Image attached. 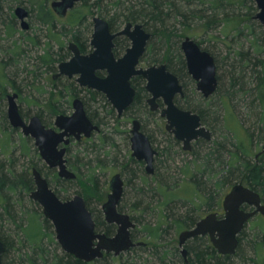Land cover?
<instances>
[{
    "label": "trees",
    "instance_id": "obj_1",
    "mask_svg": "<svg viewBox=\"0 0 264 264\" xmlns=\"http://www.w3.org/2000/svg\"><path fill=\"white\" fill-rule=\"evenodd\" d=\"M105 1L106 0H81L80 6H82L85 11L75 8L67 18V22L58 25V21L52 16L44 0H0V25L3 27L2 29L5 37L10 38L14 36L16 32V18L13 11L16 7L20 6L29 11L30 17H33L38 27L45 30V47L42 53L36 55L34 58L35 62L32 64L34 68H32L30 72L33 73V76H37L35 74L38 73L40 67H44L47 71L54 70L56 64H59L63 60L67 54L64 48V38L69 37L70 40L76 42L80 46L84 45V36L80 32V28L86 22L87 16L98 15L106 19L109 22L111 30L117 28L121 22H130L133 24L141 23L144 28L151 33V39L157 37L161 41L164 42V40H166L167 42L168 40L170 41L173 33L170 30L171 21L173 22L172 27H175V23L181 25L187 24V26H189L191 21L197 20L204 28L203 30L207 32L211 30L213 26L221 27L220 24L222 21H229L232 19L229 18L226 13V11H229L228 8H235V10L232 9L231 11L238 14L235 17H248L249 19V8L251 7L246 5L245 1L248 0H111L110 4H112V8H108V3L105 4ZM249 2H253V0H249ZM113 7L115 11L110 15V11ZM243 9L245 10L244 12ZM253 30L254 28L252 25L246 24L244 29L241 28L238 31L239 36H243L249 41V47L247 50L240 49L232 52L233 57L237 59L239 65L237 68H234V72L233 69L229 71V77L227 79L229 85L224 97L226 102L227 100L232 102L233 96H235L234 94L243 91L245 93L256 92L254 100L252 99V103L254 108L255 101H257V106L261 108V116L259 119L261 127L259 128V132L264 136V60L260 58L264 50V32L257 34ZM26 40L32 46L38 45L37 38L26 37ZM20 41L22 40L17 39L14 43L16 44ZM51 42L55 43L58 50H52ZM198 44L200 45L199 42ZM164 47L165 45L163 43L157 47V49L161 50ZM13 50L14 52L11 57L6 56L0 51V156L3 157L0 159V207H2V211L0 212V228L2 229L3 223L6 221L5 223H8L12 228L14 227L17 232L14 239L9 242V240L7 241L5 238L4 233L0 230V240L4 245L2 264H264V227L262 226L260 228L258 227L251 235L246 234L244 227L238 236V245L233 256L218 255L210 242L203 237L194 238L187 243L186 259H183L179 254V249L174 245H167L162 249H153L151 252L153 261L150 260V258H142V255L139 254V252L142 253L146 248L130 249L127 253L121 254L119 257H103L91 263L77 260L72 255L63 252L58 243L54 240L53 233L48 230V226L50 225L49 221L44 217L40 219L38 214H33L31 211L24 209L21 204V197L27 199L30 204L32 202V200L28 198V193L33 189V181L29 172L32 160H30L26 166H22V168L19 169L17 160L12 154L13 146H11V134L17 132V130L11 129L7 123L5 110V103L8 95L7 86L10 85L14 91L19 92V90L13 82H9L8 77L10 78V76L7 75L6 71L9 67L12 68V66H17V63H19L18 59L24 53L19 44H16ZM150 50L151 44L147 47L146 52ZM178 50L177 47L176 51L179 52ZM203 50L209 53L211 52L204 48ZM226 50L228 55H230L231 47L228 46ZM210 54L213 56L218 69L217 58L214 57L212 52ZM175 65L177 70L171 69L169 62L167 63L169 69L174 74L176 73V76L179 74L178 76L181 77L180 72H183L184 75L186 74L185 61L181 54L176 57ZM253 67H260L261 70L255 73L252 69ZM248 68L251 70L250 77H252V73L256 74V85L252 90L248 88L244 89V75ZM217 81L218 84L215 93L207 99L201 97V103L198 104L199 110H192L201 117L204 124H209L206 121L207 115L213 119L211 115L215 116L217 113L216 108L219 101L216 100L215 97L220 87L219 76H217ZM136 83H138V81H136ZM58 85L59 81L55 83V92H52V94L54 93L55 95V93L58 92L59 95L63 97L64 95L73 97V95L78 96L79 94L77 87H74L71 83L67 85L62 84V88ZM186 88L185 86V89ZM52 94H50L49 97ZM144 95L143 89L138 87V91L136 92L131 106L126 110L128 114L136 116V114L140 115V111L141 114L142 112L147 113L143 104ZM97 98L98 97L93 93V95L89 96L87 100L84 101L85 106L87 102H94ZM48 100L49 102L52 101L50 98H47V101ZM58 106L59 105L54 102L49 103V109L52 115L59 111ZM182 107L190 109L186 106ZM135 109L139 110L136 113H131ZM20 114L23 119L26 117L23 113L20 112ZM37 116L44 119L42 111H38ZM88 116L95 122H99V119H101L96 112H93V114L88 113ZM106 116H111L112 119L114 118L115 122H120V118L115 115L112 107L106 111ZM233 118L236 119L237 117L233 116ZM104 119H101V121ZM216 122L217 119L214 118L213 124L208 125L212 129L211 140L198 141L195 144L196 146L193 152L194 157L185 165V169L183 170L186 176L191 175L189 176L190 181L186 183V185L190 187L191 190H189V194L193 197L192 200L189 199L188 201L191 206H187L185 204L186 202H183L186 207V211L182 212L183 214H178L176 217H173L172 210L176 205V192H180V190L175 189L167 182L165 183L166 180L164 181L163 178L156 181L155 186H152V184L147 185L146 183L137 188V192L141 195L140 197L143 200L147 197L146 193L160 198L156 208L163 218L160 224L157 223L154 227H144L148 236L160 239L162 232L167 233L170 230L178 232L185 228L193 227L200 219L194 217V212H210L214 210L211 209L212 207L217 209L220 208V193L225 186H232L241 182L243 185L259 193L264 200V154L258 156L257 159H255L257 153L252 156L254 133L247 128L244 129L247 143L243 139L239 141L237 137L235 138V136L230 133L223 134L221 138H214L216 134L214 125ZM235 125V133H241L244 128L243 124H240V122L236 120ZM263 136L258 139L259 142L263 141ZM19 140L17 145L21 150L20 155L23 157L28 156L29 147L26 144L27 139L19 138ZM99 141L100 143L96 147L93 144L88 145V141L85 142L87 147L84 144H79L85 146L86 149L90 148L91 151L96 148L94 150L96 152V167H99L103 163V160L99 158V150L103 149V146L109 140L105 137L99 138ZM168 148L172 149V154L171 151H168ZM161 153L162 158L159 162L158 170H166V163L168 160L173 161L175 156L180 154L179 148H177V142L164 136L163 150ZM67 161L72 170H76L75 180L60 179L53 172L51 178L46 179L50 187L55 181L56 186L61 188V190H58L51 187L61 200L70 198V192L73 191L70 190L72 189L71 186L81 179L78 173L80 171L79 167L72 165L68 159ZM131 161L132 160L129 159L126 164H123V174L130 176L128 182L131 181L132 178L143 176L141 164ZM89 163L90 161L88 160L82 165ZM192 164H196V167H192ZM35 168L43 174L40 168ZM139 173L141 175H139ZM159 175L161 174L158 171L155 176ZM44 176L48 178L49 174L46 173ZM151 178L154 179L155 177L152 176ZM142 180H144V178ZM85 188L98 193L100 187L97 177L90 174L86 179ZM74 192L80 194L78 191ZM14 197H16V199ZM141 200H137L132 204V212L146 213L153 210V208L151 209L150 207V203H148L138 211V205L141 204ZM86 204L87 206L89 205L88 200H86ZM17 214L19 215L17 216ZM33 215L36 218V222L31 218ZM131 217L134 221H139L136 216L133 215ZM95 228L97 231L105 232L107 236L113 234V226H107L103 222L97 220H95ZM259 235H261V238H259ZM248 236L251 237L250 241L247 240ZM252 237H254V240ZM246 242L248 251L252 253V256H249L248 259H246V256L243 254V245L246 244ZM12 250L15 253H12Z\"/></svg>",
    "mask_w": 264,
    "mask_h": 264
},
{
    "label": "water",
    "instance_id": "obj_2",
    "mask_svg": "<svg viewBox=\"0 0 264 264\" xmlns=\"http://www.w3.org/2000/svg\"><path fill=\"white\" fill-rule=\"evenodd\" d=\"M80 0H60L53 3L54 11L64 17ZM258 8L255 19L264 28V0H254ZM14 15L19 20L22 30H28L26 21L28 12L23 7H16ZM91 45L93 52L83 56L74 43L68 48L72 53L69 61L58 66L54 78L78 76L76 81L81 87L102 92L118 116L131 106L134 100V90L130 86L133 76L140 75L145 81V90L151 95L148 104L155 110L156 99L162 98L165 108L161 116L166 119L167 129L171 130L175 139L182 142L183 150H190V143L199 137L209 141L211 132L202 125L198 114L181 110L175 106L173 99L176 95L183 96L184 91L178 78L166 70L165 64L148 68L138 67L143 56L150 34L145 32L142 25L127 23L123 30L111 34L108 22L95 16ZM116 35H125L131 40V46L123 57L116 60L112 53L113 38ZM185 65L188 74L196 82L197 91L205 98L212 96L217 88L216 64L213 56L202 50L199 45L189 37H185L181 44ZM97 71H106V76L100 78ZM17 94L7 95L6 116L12 129L20 130L22 135L33 139L39 156L50 169H56L57 176L64 180H75L76 174L68 169L65 159L66 149L58 146L69 144V137L77 140L81 137L90 138L93 132H99V127L87 117L83 104L79 99L72 101L73 113L69 116L58 115L54 126L46 128L37 115L25 121L16 102ZM66 137V138H65ZM132 157L146 161V170L151 173L154 151L148 139L139 132V122L133 121L131 137ZM264 154V144L257 156ZM34 190L29 198L36 202L42 210L43 217L48 220L54 229L55 239L61 250L72 255L75 259L91 263L112 254L117 257L129 251L135 245L130 238V230L135 228L128 214L119 213L117 206L120 202L124 182L119 174H115L109 181L110 193L102 205L104 220L108 224L117 226L112 237L95 231V222L86 207L84 198L76 194L70 199L61 200L50 187L46 178L33 167L31 169ZM254 207V211L246 212L242 205ZM224 216L217 219L216 213H209L200 219L193 228L183 230L178 236L180 253L186 258L184 248L186 241L195 237L208 236L212 247L218 255L233 256L238 245L237 236L245 225L257 213L264 216V205L261 204L259 193L243 185L234 184L222 201ZM4 252L3 242L0 240V264Z\"/></svg>",
    "mask_w": 264,
    "mask_h": 264
},
{
    "label": "rangeland",
    "instance_id": "obj_3",
    "mask_svg": "<svg viewBox=\"0 0 264 264\" xmlns=\"http://www.w3.org/2000/svg\"><path fill=\"white\" fill-rule=\"evenodd\" d=\"M113 1V0H112ZM121 1V0H120ZM111 0H106L105 4L108 3V8H112V4H110ZM247 6H251L249 8V19L248 17H235L238 14L231 12L232 9L235 10V8H228L229 11H226L229 18H232L231 20L227 21L224 20L219 26H213L211 30L204 31L203 27L201 26L200 22L197 20H193L190 22V25L187 26V24H179L175 23V27H172L173 22H170V30L173 32L172 37L170 41L166 40L161 41L157 37H153L148 43L151 44V50L149 52H146L144 55V58L140 64V67H148L154 64H161V63H168L170 64L171 69L177 70V67L175 65L176 57L182 54V51L180 49V44L182 40L185 37H189L195 42H199L200 46L204 49H207L211 51L214 55V57L218 60V69H217V76L220 77V87L217 96L215 97L216 100L219 101L217 104V113L216 115H211L213 119L209 115L206 116V121L211 125L213 124L214 118L217 119L216 124L214 125L216 129V134L214 138L220 137L223 134L230 133L237 137V139L244 140L247 143L246 139V133L244 132V129H249L252 133H254V147L252 148V156L256 153H258L263 146L264 143V136L260 134L259 128L261 127L260 122V112L261 108L257 106V101H255V106L253 108L252 99L254 100L255 93H245L244 91L238 94H234L232 102L225 100V92L228 88V77H229V71L234 68L238 67V61L233 57V51L234 50H247L249 47V41L245 39L243 36L238 35V31L245 27V25H252L254 28L253 31H255L257 34L264 32V28L260 25V23L253 19V16L257 13L258 9L253 2L245 1ZM195 6V5H194ZM207 6V4H206ZM75 8H78L82 11H85L80 4H78ZM31 10V9H30ZM246 10V8H245ZM243 9V12L245 11ZM115 11L114 7L110 11V15ZM238 12V10H237ZM240 12V11H239ZM98 16V15H95ZM93 15L87 16V20L84 23V25L81 26L80 32L84 36L83 39L85 40L86 44H89L90 36L92 33V19ZM29 24L28 30H22L20 27L19 20L15 19V27L16 32L14 33V36L12 37H5L3 33V27L0 25V51L4 53L6 56L11 57L14 50V46L17 44L21 45L24 52L21 57L18 59L19 63H17V66H12V68L7 69V75L10 76L9 82H13L15 86L18 88V91H14L10 85L7 86V93L8 94H17L18 98L16 100L19 110L23 115L26 117L24 118L26 121L29 120L30 117L37 115L38 111H42V115L45 118V120L48 123H51L54 121V117L51 114V111L49 109V103L54 102L58 106V110L65 111L66 114H70L72 112L71 105L69 102H71L72 97H68L66 95L60 96L58 92L52 94V92H55V83L59 81L60 88H62V84H72L74 87L79 85L75 81V76L72 78H67L65 76L58 77L57 79H53V75H55L58 72V66L59 64H56L54 70L47 71L44 67H40L38 70V73L35 74L37 76H33V73H30L32 68L34 66L35 60L34 58L36 55H40L42 53V50L45 47L46 38L44 34L46 33L45 30L41 27H38L33 17H29L26 20ZM67 20L60 19V22H58V25L60 23H66ZM125 23H119L117 26L118 29H122L124 27ZM205 33H204V32ZM150 33V32H149ZM26 37H34L37 38L38 45L32 46L28 41L26 40ZM17 39H21L22 41L18 43H14ZM250 40V39H249ZM71 41L69 37L64 38V48L67 52V44ZM166 42V43H165ZM164 43L165 47L161 50L157 49L160 45ZM202 43V44H201ZM52 46V50L56 51L58 48H56L55 43H50ZM172 44V45H171ZM227 46V47H226ZM231 47V53L228 55V52L226 48ZM178 47V51H176V48ZM13 50V51H12ZM210 52V53H211ZM71 53L68 52L63 60L61 62H67L70 60ZM253 57V56H252ZM184 58V57H183ZM264 60V50L262 51V54L260 56ZM155 60V61H154ZM247 68V67H246ZM254 72H259L261 69L260 67L252 68ZM248 70V71H247ZM245 72V80H244V89H253L256 85L255 82V73H252V77H250L251 70L248 68ZM249 72V74H248ZM186 73V70H185ZM176 74V73H175ZM237 74V73H236ZM179 75V74H178ZM177 75V76H178ZM181 77L180 81L181 83L186 86V101L180 102L181 106L189 107L190 110H199L198 104L201 103L200 98L202 97L201 94L196 90L195 84L190 81L188 76L183 74V72H180ZM62 83V84H61ZM58 85V86H59ZM73 87V88H74ZM247 91V90H246ZM52 94L50 97L49 95ZM47 98H50L47 101ZM221 98V99H220ZM224 99V100H222ZM225 107H224V105ZM87 111L90 114H93V112H96V114L99 116V118L104 119L103 126L100 127V135L99 134H93L90 141H88V145H95L98 146L100 143L99 138H108V142L103 146V149L99 150V158L100 160H103V163L96 167V161H95V154L94 151L96 148L93 149V151L90 150V148L86 149L87 144L83 143V145H77L74 144L70 147V151L68 153L67 159L72 163V165H75L79 167L80 171L78 172L81 176V179L76 182L73 186H71L73 190L70 192V198L73 197L76 192H80V195L83 196V198L89 201V209H91L95 215V219L99 222H103V214L101 212V205L106 201V196L109 193V181L112 176L115 174H123V164H126L128 160V156L130 153V144L126 141V133L131 128L130 123H124V121L121 122H115L114 118L112 119L111 116H106V111L112 107L111 104L104 98L98 97L94 102H87ZM232 106V107H231ZM5 110H7V100L5 103ZM139 109L133 110L131 113H136ZM227 110V111H226ZM115 115L117 116V113L114 110ZM140 116L145 118V120H151L153 123H150V128L154 131L153 136L158 139H164L161 137L160 134V127H164V120H160L159 115H150L145 112L141 111L139 112ZM236 116L237 118L234 119L233 116ZM99 119V120H101ZM236 120L240 122V124H243L244 128L241 133L236 134L234 126L236 123ZM8 123V120H7ZM209 124H205L206 127L210 128L208 126ZM9 125V123H8ZM10 126V125H9ZM225 127V128H224ZM11 128V127H10ZM12 129V128H11ZM211 129V128H210ZM15 130V129H14ZM212 130V129H211ZM263 136V141L259 142V138ZM19 138H26L27 139V146L29 147V155L28 156H21L20 155V147H18L17 143L20 141ZM11 146H13L12 154L14 158L17 160V166L19 169L22 168V166H26L30 160H32V163L30 164V168L38 167L42 170V176L46 179H50L53 173L57 175L56 169H50L46 166V164L40 160L38 151L36 147L34 146L33 139L29 137H25L22 135L20 130H17V132H14L11 134ZM79 160H77L76 158ZM193 155L183 154V155H177L175 156V159L173 161H169L166 163V170H158L161 175L154 176L155 178L152 179V176H137L136 178H132L131 181L128 182L130 176H121L122 180L124 181V189L122 193V198L120 200L119 208L120 210L128 214L129 216H136L138 218V222L134 221L136 223V229L134 230V234L136 235L138 241L145 242L147 244L146 249L139 254L142 255V258H147L152 260L151 252L153 249L158 248L162 249L165 246H176L178 249V236L181 231H174L170 230L167 233L162 232L160 239L153 238L148 236L147 231L145 230V226H151L154 227L157 223L160 224L161 219L163 218L161 214L158 213V209L156 208L158 204V198L157 196L149 195L150 193H146L147 197L143 200L137 192V188L141 187L142 184H152V186L156 185V181L163 180L165 183H169L172 187L175 189L180 190L176 192V199H175V208L173 207L172 215L173 217H176L178 214H183L182 212L186 211V207L184 206L183 202H186L185 204L187 206H191L189 204V199L192 200V195H190L189 190L190 187L186 185L189 180V176L191 175H185L184 169L185 165L190 162L193 159ZM3 158L0 156V159ZM90 161L89 164L82 165L85 163V161ZM35 164V165H33ZM129 165V164H128ZM192 167H196V164H192ZM70 167V166H69ZM31 169L29 170L30 176L31 175ZM71 171L75 173L74 170L70 167ZM53 172V173H52ZM49 174L48 178L44 176V174ZM77 173V172H76ZM77 173V174H78ZM93 174L98 179V185L100 189H98V193H95L94 191L87 190L85 188V183L87 177ZM124 175V174H123ZM144 178V180H142ZM33 181V180H32ZM145 182V183H144ZM240 183V182H239ZM233 186V185H232ZM232 186H225L220 193L221 200L224 195L230 190ZM51 187L53 189L61 190V188L57 187L54 183L51 184ZM34 190V184L33 189ZM29 194V193H28ZM61 194V193H60ZM179 194V195H178ZM151 196V197H150ZM16 199V197H14ZM29 198V196H28ZM30 199V198H29ZM142 199V200H141ZM186 199V201H185ZM137 200H141V204L138 205V211H140L145 204L150 203L151 209L153 210L150 212L142 213V212H132V204L135 203ZM32 200L31 204L28 202L27 199L21 197V204L22 207L26 210L31 211L33 214H38L39 218H43L41 207L33 203ZM1 206V205H0ZM17 206V205H16ZM17 208V207H15ZM211 209L217 210V208L212 207ZM16 210V209H15ZM17 210H19L17 208ZM2 211V207H0V212ZM167 212V211H166ZM213 212V211H210ZM19 213V212H18ZM209 212H194V217L202 218ZM19 214H17L18 216ZM34 222H36V218L33 215L31 217ZM6 222V221H5ZM3 223L2 229L0 230L4 233L5 238L7 241L11 242L14 237L16 236V229L13 227H10L8 223ZM48 230L49 232H52L55 239V233L52 224L49 222ZM264 227V217L258 216L250 220L246 226H245V232L247 235H251L257 228ZM187 229V228H185ZM254 240V237H252ZM259 238H261V235H259ZM247 240H251V237L248 236ZM17 247V246H16ZM15 249V248H14ZM243 254L246 256V259H248L249 256H252V253L248 251L247 242L243 245ZM12 253L13 250L11 251ZM11 255V254H10ZM153 261V260H152ZM252 264V263H249Z\"/></svg>",
    "mask_w": 264,
    "mask_h": 264
},
{
    "label": "flooded vegetation",
    "instance_id": "obj_4",
    "mask_svg": "<svg viewBox=\"0 0 264 264\" xmlns=\"http://www.w3.org/2000/svg\"><path fill=\"white\" fill-rule=\"evenodd\" d=\"M45 1V3L47 4V6H48V8H49V10H50V12H51V14H52V16L58 21V22H60V19H65V20H67V18L70 16V14H71V12L75 9V7L78 5V4H80V2H81V0L78 2V3H75L74 4V6L71 8V9H69V10H67V12H66V15L64 16V17H60L55 11H54V9H53V7H52V5H53V3H56V2H59L60 0H44ZM254 1V0H253ZM255 3V2H254ZM255 5H256V3H255ZM257 7V6H256ZM258 9V8H257ZM15 10V9H14ZM259 11V10H258ZM258 11H257V13H258ZM27 12H28V16H27V19L30 17V13H29V11L27 10ZM13 13H14V11H13ZM256 13V14H257ZM256 14H255V16H256ZM15 16V15H14ZM255 16H253V19H255ZM95 16H93L92 17V19H91V21L93 20V18H94ZM97 17H100V16H97ZM16 18V17H15ZM100 18H102V17H100ZM26 19V20H27ZM102 19H104V18H102ZM104 20H106V19H104ZM255 20H257V19H255ZM107 21V20H106ZM258 21V20H257ZM108 22V21H107ZM259 22V21H258ZM128 23H130V22H128ZM127 23H125L124 24V26L126 25ZM133 24V23H132ZM135 24H140V25H142L141 23H135ZM135 24H133V25H135ZM108 25H109V22H108ZM261 25V24H260ZM92 27H93V22H92ZM142 27H143V29H144V31L145 32H147V33H149L145 28H144V26L142 25ZM124 28V27H123ZM123 28L122 29H118V28H115L114 30H111L110 29V27H109V31H110V33L111 34H117L118 32H120L121 30H123ZM92 34H93V29H92V33H91V36H90V40H89V44H86V42H85V40H84V45H82V46H80L79 44H77L76 42H74V41H69L68 42V44H67V47H66V49H67V53L68 52H70L69 51V48H68V45H69V43H74L76 46H77V48H78V50H79V52H80V54L81 55H83V56H86V55H89V54H91L92 52H93V47H92V45H91V39H92ZM150 34V39L148 40V42H147V44H146V48H145V52H144V54H143V56L140 58V62H139V65H138V67H140V64H141V62H142V60H143V58H144V55H145V53H146V50H147V47H148V43H149V41L151 40V33H149ZM112 42H113V48H112V53H113V56H114V58L116 59V60H118V59H120L121 57H123L124 56V54L126 53V51H127V49L128 48H130V46H131V40L127 37V36H125V35H116L114 38H113V40H112ZM197 43V42H196ZM198 44V43H197ZM199 45V44H198ZM199 47L203 50V48L199 45ZM71 53V52H70ZM72 54V53H71ZM71 57H72V55H71ZM70 57V58H71ZM184 59V58H183ZM185 61V60H184ZM61 63H63V62H60V64ZM161 64H164V63H161ZM158 65H160V64H154V65H151V66H158ZM151 66H148V67H151ZM165 66H166V70L168 71V72H170V73H172V74H174L170 69H169V67L167 66V63H165ZM148 67H145V68H148ZM140 68H143V67H140ZM144 68V69H145ZM185 70H186V75L188 76V78L190 79V81H192L194 84H195V87H196V82L191 78V76L188 74V72H187V69H186V65H185ZM106 71H97L96 72V75L98 76V77H100V78H103V77H105L106 76ZM175 75V74H174ZM54 76V75H53ZM176 76V75H175ZM60 77H62V76H60ZM66 77V76H65ZM74 77V76H73ZM76 78H75V81H76V79H77V77L78 76H75ZM177 77V76H176ZM216 77H217V67H216ZM58 78V77H57ZM57 78H54L53 77V79H57ZM68 78V77H67ZM72 78V77H71ZM178 78V77H177ZM178 80H179V82H180V84L182 85V88H183V91H184V95L181 97V96H179V95H176L175 97H174V99H173V102H174V104H175V106L176 107H178L179 109H181V110H185V111H191L192 113H195V114H197L196 112H193L192 110H190V109H187V108H183L182 106H181V104H180V102H183V101H186V93H185V86L181 83V81H180V79L178 78ZM136 81H138V83H136ZM76 83H77V81H76ZM78 84V83H77ZM145 84H146V81H145V79L142 77V76H140V75H137V76H133L132 78H131V80H130V86H131V88L134 90V93H135V95H136V92L138 91V87H140L141 89H143V91H144V97H143V104H144V106H145V108H146V110H147V114H150V115H159V117H160V120H164V127H160V134H161V137L162 138H164V136H167L169 139H172L173 141H175V142H177V148H179V152H180V154L181 155H183V154H190V155H193V152H194V150H195V144L198 142V141H207V140H205V139H203V138H201V137H199L198 139H196V140H193L191 143H190V150H183V144H182V142H180V141H178V140H176L175 139V136H174V134L172 133V131L171 130H168L167 129V122H166V119L165 118H163L162 116H161V113H162V110L165 108V104H164V102H163V99L162 98H159V99H156V101H155V106H156V108H155V110H151L150 109V105L148 104V99L151 97V95L145 90ZM79 85V84H78ZM77 87V86H76ZM77 90H78V92H79V94H78V96H75V95H73V97H72V100H71V102H70V105H71V108H72V101L74 100V99H79L81 102H82V104H83V108H84V110H85V112H86V115H87V117L89 118V116H88V111H87V108H86V106H85V104H84V101L85 100H87V98L89 97V96H91V95H93V93H94V95L95 96H97V97H101V98H104V99H106V96H105V94H103L102 92H98V91H95V90H91V89H88V88H86V87H81V86H79V87H77ZM197 90V89H196ZM135 95H134V97H135ZM202 96V95H201ZM202 98L203 99H207V98H205V97H203L202 96ZM6 100H7V98H6ZM107 100V99H106ZM129 108V107H128ZM127 108V109H128ZM126 109V110H127ZM114 110V109H113ZM126 110L122 113V115L121 116H118L117 115V117H119L120 118V122L121 121H124V123H130L131 124V128H130V130L128 131V132H125L126 133V141L130 144V153H129V156H128V160L130 159V160H132L131 162H137V163H139V164H141V166H142V175L143 176H155L157 173H158V169H159V167H158V165H159V162H160V160H161V155H162V150H163V139H158V138H155L154 136H153V133H154V131L150 128V123L152 124L153 122L149 119V120H145L142 116H140V115H137L136 114V116H134V115H130V114H128L127 112H126ZM116 112V111H115ZM73 113V108H72V112L70 113V114H66L65 113V111H57L56 113H54L53 114V116L55 115V117H54V121L52 122V124L51 123H48L46 120H45V118L43 119V118H40V120H41V123L46 127V128H52V129H54L55 131H57V132H59V129L57 128V127H55L54 126V122H55V118L58 116V115H67V116H69V115H71ZM200 117V116H199ZM90 119V118H89ZM134 120H137L138 122H139V132L140 133H142L147 139H148V141H149V143H150V146H151V149L154 151V155H153V160H152V168H151V170H152V172L151 173H149L147 170H146V161H145V159L144 158H142V159H138V158H135V157H132V151H131V137H132V128H133V121ZM200 120H201V123H202V125L203 126H205V124L202 122V119H201V117H200ZM90 121L93 123V124H95V125H97L98 127H99V129H100V127L101 126H103V124H104V120L103 121H101V120H99V122H95V121H93V120H91L90 119ZM206 127V126H205ZM207 129H209V131L211 132V137H212V130L210 129V128H208V127H206ZM100 132H101V130H99V132H93L92 134H91V136H90V138H85V137H81V139H79V140H77L75 137H69V138H67V139H69V144L68 145H64V144H60L59 146H58V149H60V148H65L66 149V153H65V159L67 160V156H68V153H69V151H70V147L72 146V145H74V144H77V145H79V144H83V143H85L86 141H90V139L92 138V136H93V134H99L100 135ZM66 138V137H65ZM264 144V143H263ZM263 147V146H262ZM172 149L171 148H168V151H171ZM262 150V149H261ZM259 153V152H258ZM258 153L256 154V156H255V159H257L258 158ZM39 154V153H38ZM171 154H172V151H171ZM170 154V155H171ZM179 154V155H180ZM260 156V155H259ZM40 157V156H39ZM40 160H42L41 159V157H40ZM43 161V160H42ZM44 162V161H43ZM67 167H68V169H70V167H69V165H68V161H67ZM71 170V169H70ZM120 176H125V175H123V174H119ZM139 175H141L140 173H139ZM122 178V177H121ZM124 182V181H123ZM123 189H124V185H123ZM229 192V191H228ZM227 192V193H228ZM109 193H110V190H109ZM109 193L107 194V196L109 195ZM226 193V194H227ZM225 194V195H226ZM74 195H76V194H74ZM73 195V196H74ZM80 195V194H79ZM224 195V196H225ZM82 196V195H81ZM107 196H106V200H107ZM83 197V196H82ZM261 197V196H260ZM121 198H122V196H121ZM224 198V197H223ZM223 198L220 200V208H218L217 210H213V212H209V213H216L217 214V219H221L223 216H224V211H223V208H222V201H223ZM70 199V198H69ZM67 200V199H66ZM85 200V199H84ZM121 200V199H120ZM36 203V202H35ZM85 203H86V201H85ZM37 204V203H36ZM119 204H120V202H119ZM119 204H118V206H117V211L119 212V213H123L121 210H119ZM261 204L262 205H264V200L261 198ZM103 205V204H102ZM102 205H101V212H102V214H103V211H102ZM86 207H87V209L90 211V213H91V215H92V218H93V220H94V222H95V215H94V213H93V211L91 210V209H89V206H87V204H86ZM241 209L242 210H244V211H246V212H252V211H254V207H252V206H249V205H246V204H244V205H242L241 206ZM208 213V214H209ZM123 214H125V213H123ZM208 214H206V215H208ZM205 215V216H206ZM204 216V217H205ZM258 216H261V217H264V216H262L260 213H257L253 218H255V217H258ZM130 217V219H131V221L133 222V223H135L134 222V220L132 219V217L131 216H129ZM204 217H202V218H204ZM103 218H104V214H103ZM202 218H200V219H202ZM252 218V219H253ZM199 219V220H200ZM252 219H250V220H252ZM198 220V221H199ZM249 220V221H250ZM197 221V222H198ZM196 222V223H197ZM103 223L105 224V225H107V226H113V234L112 235H110V236H108V237H112V236H114L115 235V233H116V229H117V226L115 225V224H108L107 222H105V220L103 221ZM195 223V224H196ZM195 224H194V226H195ZM193 226V227H194ZM246 226V225H245ZM193 227H191V228H193ZM191 228H187V229H183V230H188V229H191ZM136 229V223H135V228L134 229H131L130 230V238H131V240H132V242H134L135 244H137V245H135L133 248H131V249H137V248H142V249H144V248H146L147 247V244L145 243V242H141V241H138V239H137V237H136V235L134 234V230ZM104 230V229H103ZM183 230H181V232L183 231ZM95 231L97 232V233H102V234H105V232H101V231H97V229L95 228ZM241 233V232H240ZM239 233V234H240ZM106 235V234H105ZM107 236V235H106ZM239 236V235H238ZM238 236H237V240H238ZM195 238H199V237H195ZM203 238H205V239H207L209 242H210V240H209V238H208V236H204ZM192 239H194V238H192ZM192 239H190V240H192ZM190 240H188V241H186V243H185V245H184V248L186 249L187 248V243L190 241ZM211 244V243H210ZM212 246V245H211ZM178 249H179V254L181 255V253H180V247L178 246ZM187 251V250H186ZM128 252V251H127ZM127 252H125V253H127ZM125 253H122V254H125ZM121 255V254H120ZM119 255V256H120ZM108 256H111V257H115V256H113L112 254H109V255H105L104 257H108ZM119 256H117V257H119ZM182 256V255H181ZM186 257H187V255H186ZM116 258V257H115ZM183 259H186V258H183ZM1 264H2V256H1Z\"/></svg>",
    "mask_w": 264,
    "mask_h": 264
}]
</instances>
